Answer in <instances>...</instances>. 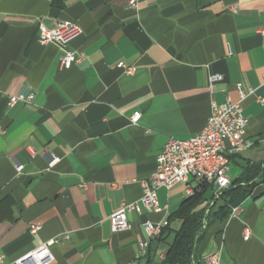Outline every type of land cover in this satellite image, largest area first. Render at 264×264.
I'll return each mask as SVG.
<instances>
[{
	"label": "crops",
	"instance_id": "obj_1",
	"mask_svg": "<svg viewBox=\"0 0 264 264\" xmlns=\"http://www.w3.org/2000/svg\"><path fill=\"white\" fill-rule=\"evenodd\" d=\"M129 1L0 0L5 264L51 239L50 264H158L163 244L149 241V262L140 252L143 222L166 221L188 196L184 183L158 189L159 212L128 213V230L112 231L108 217L140 199L165 141L200 131L212 102H239L247 120L252 146L228 155L230 178L254 163L264 167V0ZM62 22L81 28L67 48L83 57L67 69L59 44L37 41L40 25ZM213 74L221 79L210 89ZM237 83L246 93L241 101ZM25 88L33 99L8 106ZM135 111L141 116L132 125ZM50 153L58 157L51 167ZM254 181L235 216L205 229L196 264L215 252L218 264H264L261 172Z\"/></svg>",
	"mask_w": 264,
	"mask_h": 264
},
{
	"label": "built area",
	"instance_id": "obj_2",
	"mask_svg": "<svg viewBox=\"0 0 264 264\" xmlns=\"http://www.w3.org/2000/svg\"><path fill=\"white\" fill-rule=\"evenodd\" d=\"M130 6H135L136 1L130 0ZM81 33L79 25L70 22L59 23L53 29H46L39 26L37 41L41 44L56 42L63 48L60 57V66L64 69L77 63L83 55L67 48L71 40ZM117 67L123 68L130 73L132 68H127L122 62ZM221 79L219 74L209 76L208 84L211 89L217 81ZM236 90L240 101L246 96L241 84H236ZM34 94L29 88L23 89L20 93L10 95L7 105L12 106L18 101L29 102ZM263 100V99H260ZM140 112L135 111L130 115V123L136 125ZM246 118L242 114L240 103H231L227 98L223 103L211 104L210 115L206 124L195 135L187 139H175L168 137L162 146L161 151L156 156L154 171L148 179L141 182L142 195L137 202L124 203L118 210L111 213L109 223L112 231H122L131 228L127 215L130 212L139 213L142 209L147 212H159L161 207L157 200L159 188H170L177 183L186 185L188 195L193 193L192 182H206L212 185L215 197L220 190L230 186L232 179L229 175L228 155L241 153L252 146V142L245 136ZM0 133L3 129L0 127ZM58 161V157L50 153L48 166L51 167ZM22 169V164L15 165L16 172ZM237 207L230 211L231 216H235ZM167 225V220L162 222H143V228L147 234V239L139 241L140 252L146 253L149 241L156 237L161 229ZM38 225H31L30 231L36 232ZM249 231L245 229V237ZM56 242L51 239L41 244L39 247L16 259L13 264H50L53 256L49 247ZM207 264H218V253H212L206 259ZM0 264L4 263V255L0 254Z\"/></svg>",
	"mask_w": 264,
	"mask_h": 264
},
{
	"label": "trees",
	"instance_id": "obj_3",
	"mask_svg": "<svg viewBox=\"0 0 264 264\" xmlns=\"http://www.w3.org/2000/svg\"><path fill=\"white\" fill-rule=\"evenodd\" d=\"M260 172L264 180V167L259 163L251 164L240 177L231 181L229 187L220 190L217 197L211 184L198 182L193 193L168 215L167 225L150 240V243L155 241L156 247L159 244L165 246L158 264H196L197 247L205 229L226 219L231 209L251 193L254 178ZM174 221L178 222L177 227L171 226ZM150 243L145 254L147 262L151 259Z\"/></svg>",
	"mask_w": 264,
	"mask_h": 264
},
{
	"label": "rangeland",
	"instance_id": "obj_4",
	"mask_svg": "<svg viewBox=\"0 0 264 264\" xmlns=\"http://www.w3.org/2000/svg\"><path fill=\"white\" fill-rule=\"evenodd\" d=\"M173 226H175V224H174ZM175 227H176V226H175Z\"/></svg>",
	"mask_w": 264,
	"mask_h": 264
}]
</instances>
